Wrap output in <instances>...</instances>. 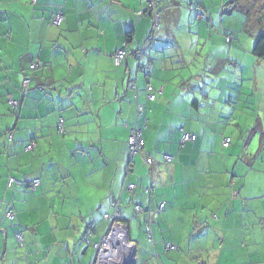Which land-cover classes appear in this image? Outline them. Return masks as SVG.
Wrapping results in <instances>:
<instances>
[{"label": "crops", "instance_id": "1", "mask_svg": "<svg viewBox=\"0 0 264 264\" xmlns=\"http://www.w3.org/2000/svg\"><path fill=\"white\" fill-rule=\"evenodd\" d=\"M250 1L157 0L161 29L148 45L147 0H0V264H92L115 217L135 264H181L188 253V264H264V107L237 104L232 90L252 73L242 61L264 28V0ZM249 24L246 41L237 34ZM149 47L148 81L132 55ZM121 48L132 54L116 66ZM148 82L162 90L155 101ZM134 128L151 166L137 156L130 167ZM183 132L195 140L182 144ZM10 177L40 186L9 188Z\"/></svg>", "mask_w": 264, "mask_h": 264}, {"label": "built area", "instance_id": "2", "mask_svg": "<svg viewBox=\"0 0 264 264\" xmlns=\"http://www.w3.org/2000/svg\"><path fill=\"white\" fill-rule=\"evenodd\" d=\"M33 4H36L37 0H31ZM148 4V11L145 13L149 16L152 17L153 19V29L152 33L154 34L157 30L160 28V14L158 11V2L157 0H147ZM140 15H144L143 13H140ZM64 22V15L62 12L57 13L52 22L51 25L54 27H60L62 23ZM234 40L233 36H228L227 37V42L232 43ZM138 61L143 62L145 54L142 52H137L135 55L133 54ZM127 57V52L125 48L119 49L116 54L114 55V63L116 66H120L124 59ZM234 66V64H232ZM36 65L31 66V69H35ZM141 71L145 75L146 79L149 80L151 77V70H152V65L150 59H146L145 62L142 63L141 65ZM30 80L25 81V85L29 84ZM131 88H135L134 83H130ZM147 91H148V99L151 101H155L157 96L156 94L152 93V86L150 83L147 84ZM159 94L162 93V90L158 91ZM137 115L138 117H141L143 115V107L141 105H137ZM60 131L63 133V120L60 121L59 125ZM195 140V136L191 134H187L183 132L182 135V144L191 142ZM129 149H130V162H133L137 156H141L144 158V162L146 163L147 166H151L154 163L153 158L151 157H146L144 156V146H145V140H144V135H143V129L139 128H134L131 130L129 140ZM230 144V139H225L223 141L224 147H228ZM33 146H30L28 149H32ZM173 161V157L171 156H164V162L166 164L170 163ZM39 184V181H35L34 185L32 186L33 189L36 188V186ZM12 185H19L22 186V183L16 179L10 178L8 182V186L11 187ZM129 191H134L136 189L135 185H129L127 188ZM164 208V204L160 206V211H162ZM136 210L139 214L144 213V209L137 205ZM119 211V206L117 207V212ZM6 216L10 219H14L15 213L14 211L10 210ZM116 217L113 218V224L111 226V229L107 236L103 238V240L97 244L94 245V248L96 250V258L92 264H117L118 261L122 257L121 249L123 245H127L129 248L135 249L134 246L131 245V243L127 242L128 237H127V230L125 226L116 223ZM216 219V217H215ZM146 235L148 237V240L150 242L154 241L153 238V231H152V225L150 223H147L146 226ZM18 241H19V246L24 247V239L21 235L18 236ZM169 249H174L175 247L172 245H168ZM126 252H128V249L125 247Z\"/></svg>", "mask_w": 264, "mask_h": 264}, {"label": "rangeland", "instance_id": "3", "mask_svg": "<svg viewBox=\"0 0 264 264\" xmlns=\"http://www.w3.org/2000/svg\"><path fill=\"white\" fill-rule=\"evenodd\" d=\"M259 2H261V1L260 0H254V1L251 0L250 4H255L256 5ZM252 8H253V6H250L249 10H251ZM158 10L160 12V8ZM236 12H239V10H237ZM236 14H237L236 16H240L242 18L244 23H245L246 19H247V21L249 23V20H248L249 18L247 17V15L245 13L243 14V13L239 12V13H236ZM247 21H246V23H247ZM162 25H164V23H162ZM256 26H257V24H253V26L249 24L250 31H249V29H245L244 31L242 30L241 32H239L237 35L239 37L243 35L244 36V40L247 41V38L249 37L250 34L253 33V31L256 28ZM159 32H157L156 36L158 35ZM156 36H155V38H156ZM230 36H232V35H230ZM257 41H255V44L252 47V50L254 49L255 45L257 44ZM237 42H239V40H237ZM229 46H231V45H229ZM234 46H237V44L234 45ZM150 48L151 47H149V49L147 48L148 49L147 52L150 51ZM241 49H242V52L246 51L244 49V47H241ZM142 51H145V50L143 49ZM244 54H246V53H244ZM247 56H249V58H252V61H249V62L242 61V65H246L250 70H252V73H247V75L245 76V78L243 79V81L240 84L237 83V85H235L233 87L232 86H229V87H232V90H234V92L237 95V98H236L237 104L245 103V102H248L250 100L251 104H253L255 106H258L260 109H263V107H264V96H263L264 95V82H259V80L261 79L260 75L264 74V61H262V63H261L260 62L261 60L257 59L253 55V53L251 51L247 53ZM245 58H247L246 55H245ZM237 65H238V69L229 68V73L230 74L234 75V74L237 73V71L239 72V70L241 69L242 65H241L240 62H237ZM217 87L219 88V84L217 85ZM261 88L263 90H260ZM246 108L247 109H245V111H244V113L246 115H251L252 118L255 116V114H256V117L260 115V113L258 111L255 112V110H253V113L251 114L249 108L248 107H246ZM259 141H260V138H259V136H257L256 142H254V144H253L254 148H256L255 146L257 145L256 150L258 149ZM179 256L182 257L181 258V260H182L181 264H188V263H190V259L195 257V255L190 256L189 253H188V255L181 254ZM138 264H140V263H138Z\"/></svg>", "mask_w": 264, "mask_h": 264}, {"label": "trees", "instance_id": "4", "mask_svg": "<svg viewBox=\"0 0 264 264\" xmlns=\"http://www.w3.org/2000/svg\"><path fill=\"white\" fill-rule=\"evenodd\" d=\"M203 15H201L200 17H202ZM248 16V15H247ZM151 17V16H150ZM152 18V17H151ZM161 29V25H160V28H159V30ZM159 30H157L156 32H158ZM156 32L153 34L152 32H151V36H150V38L148 39V41L147 42H149V44L148 45H150V44H152V42L154 41V38H155V34H156ZM127 52V57H128V55H130V54H132L131 52H128V51H126ZM137 52H133V54L135 55ZM142 53H144L143 51H142ZM253 55L257 58V59H260V60H264V28H263V31H262V34H261V36L259 37V39H258V41H257V44L255 45V47H254V50H253ZM149 83V82H148ZM24 85H25V83H24ZM150 85H151V83H150ZM25 86H27V85H25ZM146 90H147V86H146ZM148 92V91H147ZM152 93H154V94H156V96H159L160 94L158 93V90H154L153 88H152ZM27 96V95H26ZM148 96V95H147ZM20 104H21V102H18L17 104H16V107H15V109L14 110H16V109H18L19 108V106H20ZM17 111V110H16ZM15 111V112H16ZM63 123H64V121H63ZM6 136H8V140H9V146H11V145H13L14 144V139H15V132L14 131H11V130H9V131H7L6 132ZM186 144V143H185ZM184 144V145H185ZM30 146H33V148L32 149H28ZM35 147H36V143L35 142H31L28 146H27V148H26V150L27 151H34V149H35ZM172 157V156H171ZM173 161H174V157H173ZM172 161V162H173ZM172 162H170V163H172ZM130 163V167L132 166V164L134 163V161L133 162H129ZM169 164V163H168ZM10 178H13V177H10ZM10 178L8 179V182H9V180H10ZM13 179H16V178H13ZM16 180H18V179H16ZM18 181H20L21 183H22V186H19V185H12L11 187H9V188H12V187H14V186H18V187H25V188H27L30 192H32V193H35L37 190H38V188H39V186H40V180H38V179H35V180H33V181H31V182H25V181H21V180H18ZM35 181H39V184L36 186V188L35 189H33L32 188V186L34 185V182ZM135 209H136V207H135ZM10 210H8L7 211V213L9 212ZM12 211H14L13 209H12ZM136 212H137V210H136ZM146 211H144V213H145ZM6 213V214H7ZM14 213H15V211H14ZM138 213V212H137ZM8 218V217H7ZM15 218V217H14ZM9 220H13V219H10V218H8ZM116 221H118L117 219H116ZM148 223H150L151 225H152V223L151 222H148ZM152 231H153V228H152ZM20 234H18V236H19ZM18 236H17V239H18ZM22 236V235H21ZM24 243H25V241H24ZM18 244H19V241H18ZM97 244V243H96ZM95 245V244H94ZM94 245H93V247H94ZM175 248L174 249H169L168 248V246H167V251H175L177 248H176V246L175 245H173ZM20 247V246H19ZM24 247H25V244H24ZM24 247H20V248H24ZM94 250H95V248H94Z\"/></svg>", "mask_w": 264, "mask_h": 264}, {"label": "bare ground", "instance_id": "5", "mask_svg": "<svg viewBox=\"0 0 264 264\" xmlns=\"http://www.w3.org/2000/svg\"><path fill=\"white\" fill-rule=\"evenodd\" d=\"M125 247L128 249L126 252ZM122 257L117 264H133L134 263V249L129 248L127 245H123L121 249Z\"/></svg>", "mask_w": 264, "mask_h": 264}, {"label": "snow or ice", "instance_id": "6", "mask_svg": "<svg viewBox=\"0 0 264 264\" xmlns=\"http://www.w3.org/2000/svg\"><path fill=\"white\" fill-rule=\"evenodd\" d=\"M4 45L2 43H0V47H3ZM0 55H2V53H0ZM88 190L85 189V192H87Z\"/></svg>", "mask_w": 264, "mask_h": 264}, {"label": "clouds", "instance_id": "7", "mask_svg": "<svg viewBox=\"0 0 264 264\" xmlns=\"http://www.w3.org/2000/svg\"><path fill=\"white\" fill-rule=\"evenodd\" d=\"M147 50L144 51V54ZM139 52V51H138ZM143 62H140V68H141V65H142ZM152 65V64H151ZM141 70V69H140ZM145 76V75H144ZM149 81V80H148ZM135 262V261H134Z\"/></svg>", "mask_w": 264, "mask_h": 264}, {"label": "water", "instance_id": "8", "mask_svg": "<svg viewBox=\"0 0 264 264\" xmlns=\"http://www.w3.org/2000/svg\"><path fill=\"white\" fill-rule=\"evenodd\" d=\"M128 242H129V241H128ZM133 264H135V262H134Z\"/></svg>", "mask_w": 264, "mask_h": 264}]
</instances>
